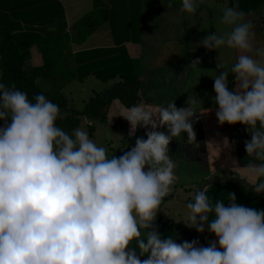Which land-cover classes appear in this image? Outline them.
I'll return each mask as SVG.
<instances>
[{
  "label": "clouds",
  "instance_id": "clouds-1",
  "mask_svg": "<svg viewBox=\"0 0 264 264\" xmlns=\"http://www.w3.org/2000/svg\"><path fill=\"white\" fill-rule=\"evenodd\" d=\"M200 0H180L179 11L197 14ZM166 8L173 6L167 0ZM238 5L223 7L219 24L228 28L204 37L199 46L240 53L230 69L213 79L220 125L250 129L244 147L249 163L246 184L264 193V41L257 42L251 21ZM52 30V29H50ZM219 52V51H218ZM199 59L189 66L199 68ZM228 72L234 74L228 90ZM201 76V75H200ZM199 76V77H200ZM177 108L147 103L127 109L129 136L150 128L135 146L117 157L91 140L83 128L71 134L57 126L66 114L43 94L0 83V264H264V210L209 199L198 190L180 220L215 241L207 246L164 239L155 221L175 183L176 162L169 144L182 133L195 140L192 105ZM207 111L201 107L199 113ZM163 128L164 131H159ZM224 147H229L227 138ZM220 151V148L217 147ZM235 164V161H233ZM143 257V259H141Z\"/></svg>",
  "mask_w": 264,
  "mask_h": 264
},
{
  "label": "crops",
  "instance_id": "crops-1",
  "mask_svg": "<svg viewBox=\"0 0 264 264\" xmlns=\"http://www.w3.org/2000/svg\"><path fill=\"white\" fill-rule=\"evenodd\" d=\"M58 1L64 9L67 30L66 37L60 41L64 55L69 52L96 53L103 59L112 50L125 54L140 77V105L147 103L155 107L174 102L179 109L189 106V98L201 102V106L192 105L193 110L198 112L192 120L194 142L187 143V134L182 133V137L174 138L169 144V156L176 162L174 190L189 187L190 191L195 190V195L202 184L217 177L246 182L243 169L235 167H244L250 162L244 147L245 141L251 139L250 129L241 124L218 123L215 115L218 106L213 101L214 81L209 76L225 70L212 68V64L201 68L189 66L192 61H201L203 57L201 54L193 57L188 16L179 11V0H173L171 8H166L162 0ZM164 2L166 4L167 0ZM84 18L88 34L86 40L79 42L74 28ZM260 25L262 30L255 34L257 42L264 41V24ZM34 53L43 59L37 48L32 50V55ZM239 54L236 50V55ZM234 87V74L228 72V90L232 91ZM100 92L112 100L107 126L112 130L116 122L123 120L130 131L129 123L123 118L127 109L117 99L115 86L108 89L104 84ZM201 107L207 111L199 113ZM150 130L144 128V132ZM158 130L164 131L163 128ZM225 138L229 147L223 145Z\"/></svg>",
  "mask_w": 264,
  "mask_h": 264
},
{
  "label": "trees",
  "instance_id": "trees-1",
  "mask_svg": "<svg viewBox=\"0 0 264 264\" xmlns=\"http://www.w3.org/2000/svg\"><path fill=\"white\" fill-rule=\"evenodd\" d=\"M228 3L230 7L238 5L237 10L247 15L264 7V0H228ZM260 17L264 19V11ZM66 31L64 9L58 0H0V83L8 87L15 85L16 89L26 92L30 100L36 94L45 95L58 105L61 113L66 114L63 119L57 120L58 127L71 134L73 129L80 128L82 122L87 121L90 123L88 128L92 137L96 124L107 126L108 109L112 100L101 92L96 93L82 109H77L64 94L65 88L77 81L84 82L89 77H94L108 89L115 86L117 99L129 109L141 103L140 77L129 57L118 50H112L103 59L96 53L69 52L64 55L65 50L60 41L66 37ZM74 32L76 40H86V18L76 24ZM34 48L42 55L43 65L27 68L26 64L31 59ZM112 131L124 137L125 141H132L131 138L136 140L137 137L147 138L144 128L139 127L133 137L129 136L128 125L123 120L116 122ZM130 148L131 146H127L125 151ZM229 193L235 195L239 205L264 210V199L232 184H217L206 191L210 200H225L226 206ZM163 199L165 201L167 197ZM161 206L162 204L155 228L162 238L172 235L173 238L176 237L177 243L197 239L199 233L196 230L188 232L178 223L165 221L160 213ZM215 239L207 231L201 245L207 246Z\"/></svg>",
  "mask_w": 264,
  "mask_h": 264
},
{
  "label": "rangeland",
  "instance_id": "rangeland-1",
  "mask_svg": "<svg viewBox=\"0 0 264 264\" xmlns=\"http://www.w3.org/2000/svg\"><path fill=\"white\" fill-rule=\"evenodd\" d=\"M225 6L230 7L228 0H200L197 14L194 17H191L187 14L189 24L188 30L190 34L189 36H191L190 46L194 48V51L192 52L193 57L196 54H201V56L203 57V59L199 62L200 65L198 64L199 68H201L202 66L210 67L209 65L211 64L212 68H217V63H220L224 68L230 69L231 66L236 62L237 55L235 49L222 48L218 50V52L210 51L202 46H199V42L204 37L209 34L215 33L218 28L221 31L229 30L225 26L219 24L218 21V18L221 15V9ZM262 11H264V7L260 8L254 14H245L244 17L246 21H251L253 25L252 31L255 34L260 33V31L262 30L260 24H264V19L260 17ZM223 28H225L226 30H223ZM41 65H43V59H41V57L37 53H34L32 55V58L27 62L26 67L30 68L33 66ZM103 85L104 83L100 82L94 77H91L84 82L77 81L69 85L65 88L64 94L77 109H82L83 106L96 95V93H100ZM43 87L44 89H48V87L46 86ZM89 124L90 123H87V121H83L80 128L86 130L89 138L93 140L98 146L105 147L106 152L109 156L115 154L117 157H119L123 154L127 146H135V142L133 141L135 139L131 138L132 141H125L124 137L112 131L108 126H104L101 124L95 125V133L91 137L88 128ZM0 126H3V122L1 121ZM193 191H190L189 187L183 189L177 188L176 190H174V188L172 187L171 193L168 196H165L167 197V199H165V202H163L164 200H162V207L160 210L161 216L165 221H176V223H179L180 225L185 227L188 232H194V228L186 227L185 224L180 220L186 215L187 209L185 206L188 203V200L190 198H194ZM206 242L204 243V245L206 244Z\"/></svg>",
  "mask_w": 264,
  "mask_h": 264
},
{
  "label": "water",
  "instance_id": "water-1",
  "mask_svg": "<svg viewBox=\"0 0 264 264\" xmlns=\"http://www.w3.org/2000/svg\"><path fill=\"white\" fill-rule=\"evenodd\" d=\"M221 183H227V184L239 186V187L251 192L252 194L264 199V193L256 194L254 189L252 188V186L246 184L245 181L234 179V178H228V177H217V178L211 179V180L207 181L206 183L202 184L200 189L201 190L205 189V193H206V191L210 187H213V186H215L217 184H221ZM203 227H204L205 231L203 233H199L197 236V239H196L199 242V245H201L203 243L204 238H205L206 233H207V225L205 224Z\"/></svg>",
  "mask_w": 264,
  "mask_h": 264
}]
</instances>
